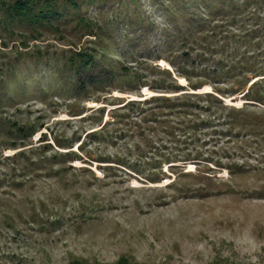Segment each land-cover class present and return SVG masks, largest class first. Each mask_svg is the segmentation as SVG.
Masks as SVG:
<instances>
[{
  "label": "rangeland",
  "instance_id": "374dc122",
  "mask_svg": "<svg viewBox=\"0 0 264 264\" xmlns=\"http://www.w3.org/2000/svg\"><path fill=\"white\" fill-rule=\"evenodd\" d=\"M170 1L78 0L56 22L61 32L14 25L7 37L0 30L3 59L18 50L46 53L40 80L30 81L18 103L0 108V120L37 127L16 147L7 142V125L0 131V264H264V101L246 97L253 82L264 86L263 71H255L264 54L241 68L249 44H190L177 32L204 2L175 0L168 11ZM84 48L110 71L141 73L146 82L129 74L133 80L122 87L75 93L72 78L49 72L68 71L67 59ZM20 60L33 68L31 57ZM184 92L202 97L143 120L151 106L145 100ZM205 92L220 102L208 98V107ZM130 100L144 108L126 106ZM116 109L123 110L116 116ZM233 117L241 124L231 125ZM105 122L108 131L99 132ZM170 124L174 136L165 129ZM46 143V169L33 180L31 168L20 175L26 157H8L22 150L38 158ZM187 154L200 159L184 160ZM139 160L161 162L141 173L129 166L138 168Z\"/></svg>",
  "mask_w": 264,
  "mask_h": 264
},
{
  "label": "trees",
  "instance_id": "16d2710c",
  "mask_svg": "<svg viewBox=\"0 0 264 264\" xmlns=\"http://www.w3.org/2000/svg\"><path fill=\"white\" fill-rule=\"evenodd\" d=\"M201 2H204V4L200 5ZM0 4V8L2 10H0L2 13V16L0 17V30L3 28L7 32V37H12L15 34V30L12 29V26L14 25H17L18 27L20 26L19 29L23 27V29H28L31 32L37 31L38 34L42 29H50L56 32H61L60 23L56 22L61 18H64V14L68 13L72 7L77 8L79 6L78 0H1ZM178 4L179 3H175V0H171L167 6L168 11H172ZM195 4L200 5L197 11L198 13H192L191 11H188L189 13L187 14L188 16L185 29H179V32H177L179 37H184L186 39L192 38L193 41L190 44H194L201 38H205L208 40H217L225 45L230 44V41H238L240 43L244 42L249 44V46H253L245 49L244 54H241L240 60L238 61V64L242 66L241 68H245L246 64L248 65L249 60L260 56L261 52L264 54V0H195ZM207 8L209 9L207 10ZM26 34L27 32L24 31L18 32V35L24 40L23 44H26V40L28 38ZM33 36L34 35H30V37ZM0 37H3L1 31ZM5 42L6 41L3 43L6 45ZM1 54L4 55V53ZM43 54L46 53L39 49L37 50L36 54H31L28 51L23 52L18 50V52H16L13 57L8 56L9 58L7 59L0 57V108H5L11 103H18L20 100L19 96L24 95L29 90V88L32 87L30 81L36 82L40 80L39 78L42 75L38 70V64L43 61ZM72 55V57L67 59L66 68L68 67V71L53 70L49 73L51 75L54 73L59 75H62L63 73L67 74L68 78H72L71 83H73V86H75V93L87 92L90 90V88H96L97 86L101 88L109 87V85L112 83L122 87L126 81L133 80L132 78H136V81L139 82V84L146 82L143 80L144 77H142L143 75L141 73L131 74L129 71H110V68L100 61L98 54L92 49L84 48L80 51H76ZM23 56L31 57L34 60V62L32 61L34 63L32 66L33 68H36V71H33V68L30 70V67H28L29 64L24 65V67L21 65L19 66L20 63L25 64L23 63V60H20ZM262 60V65H260V67H256L255 71H263L264 74V56L262 57ZM232 64L236 65L234 61ZM27 68L29 71H27ZM20 69L24 71H20ZM165 73L169 77H172L170 71H165ZM129 74L132 75L131 79H129ZM187 77L189 81H191L188 75ZM204 82L205 80L198 81V83H192V86L198 88L201 87ZM260 86L262 87L258 89ZM35 87L38 86L36 85ZM182 94L183 95L181 98H172L170 96H151L148 100L144 101L145 103L151 104V106L149 109H147L150 112L147 115L148 117L144 115L142 117L143 120L149 121V118L156 120V118L163 114L164 110L166 111V109H169L167 112H170L171 110H174L172 108H186L189 106L190 98L196 97L200 100L202 97L200 96L202 95L200 93L184 92ZM246 94V97H250L255 101L263 102L264 86L262 85V81L253 82ZM203 95L207 97V99H202L203 101H208V98H214L217 102H220V99L212 92H205ZM206 104L208 107H211L213 101H208ZM125 105L129 107H135L137 109L141 108V110L144 108L142 101L130 100ZM225 106H222L223 110L227 109V106ZM157 107H160L161 111H156ZM122 110L123 109L113 110V114L115 113L117 116ZM228 111L235 110L230 109ZM121 116L126 117V120L130 122V119L128 118L130 117V113H123ZM227 118H229V115ZM231 118L227 119L231 125L241 124L238 118ZM117 123L118 121H116L115 125ZM179 123H181V121H179ZM5 125H7V127L6 129L4 128V132L8 137L7 142L11 144V147L25 145L27 140L31 138L37 129L35 122L27 121L25 123H21L18 119L12 120L10 117L2 118L0 120V131L3 130ZM107 126L108 124L105 122L102 126L103 129L99 132L108 131ZM171 126L172 125L170 124V127L165 129L170 135L174 136L173 133L175 128ZM230 129L231 126H229V130ZM169 137L171 139L173 138L171 136ZM174 139H176V137ZM49 147H51L50 143L40 146L39 150H41L40 153H42V155H40L38 158H33L31 155H27L26 151L22 150L16 152L8 158L17 160L22 155L25 156L27 164L20 165L19 174L25 176L26 171L31 168L33 170V175H31L29 178L33 180L35 177L41 175L39 169L45 168L46 159H50V157H46L45 154H43L45 149ZM40 148H43V150ZM156 151L160 152V149H156ZM61 155L63 157L66 154L63 153ZM169 159L170 158H167L166 160ZM197 159H200V155L198 154H187L184 156V160ZM157 161L143 160V163L141 164V161L139 160L138 168L135 167L136 165L129 166H133L137 171L143 173L148 168H154L153 165H156ZM215 162L219 166L223 164L219 160H216ZM13 176V180L15 181V176H17L16 173L13 174ZM117 264L129 263H127V261H123L118 262Z\"/></svg>",
  "mask_w": 264,
  "mask_h": 264
}]
</instances>
